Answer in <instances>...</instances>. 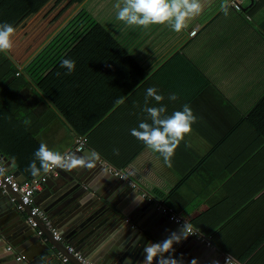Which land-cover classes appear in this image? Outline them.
Segmentation results:
<instances>
[{
  "label": "crops",
  "instance_id": "1",
  "mask_svg": "<svg viewBox=\"0 0 264 264\" xmlns=\"http://www.w3.org/2000/svg\"><path fill=\"white\" fill-rule=\"evenodd\" d=\"M231 1L202 0L204 11L186 27L188 34L198 31L181 49L203 72L207 85L193 97L182 95L179 104L166 103L167 112L187 104L197 117L174 156L165 160L131 135L141 122L151 123L143 109L125 113L114 106L93 127L99 126L93 139L100 148L99 161L87 148L75 151L76 139L83 135L24 72L81 0H0V23L16 29L12 52L0 53V153L18 169L8 170L11 165L3 158L0 162L23 182L34 177L28 167L41 143L70 153L67 166L47 176L35 201L61 233L59 242L74 247L85 260L116 264L132 251L128 262L143 264L147 243L162 242L180 229L160 208L167 206L211 241L190 235L175 244L169 255L182 264L192 259L226 264L228 255L236 264H264V137L246 119L264 95V0H247L242 10ZM204 51L209 53L205 60ZM167 112L162 115L170 116ZM5 149L13 153L6 155ZM57 192L60 200L53 205ZM136 196L143 201L136 202ZM41 241L48 238L42 234ZM8 247L2 249L0 264H76L70 259L64 263L62 251L47 257L42 245L43 254L36 246L37 258L26 253L31 259L19 261L16 254H7Z\"/></svg>",
  "mask_w": 264,
  "mask_h": 264
},
{
  "label": "trees",
  "instance_id": "2",
  "mask_svg": "<svg viewBox=\"0 0 264 264\" xmlns=\"http://www.w3.org/2000/svg\"><path fill=\"white\" fill-rule=\"evenodd\" d=\"M116 2L81 0L24 70L30 83L76 133L87 135L86 146L98 154L100 148L93 139L99 126L93 127L112 107L125 113L144 109L149 87L164 96L163 105L173 93L179 104L182 95L193 97L207 85L203 72L181 49L189 39L187 28L177 33L168 25L127 27L116 19ZM64 59L75 61L71 74L60 67ZM151 104L160 106L149 98ZM246 119L264 137V95Z\"/></svg>",
  "mask_w": 264,
  "mask_h": 264
},
{
  "label": "clouds",
  "instance_id": "3",
  "mask_svg": "<svg viewBox=\"0 0 264 264\" xmlns=\"http://www.w3.org/2000/svg\"><path fill=\"white\" fill-rule=\"evenodd\" d=\"M116 19L123 22L127 27L148 29L154 25H168L171 30L179 33L184 30L188 23L204 11L202 0H117L114 5ZM16 29L9 23H0V53L9 54L14 47L13 37ZM67 69L65 74L75 71V61L64 59L60 65ZM149 98H152L160 106H148ZM169 100L178 99L176 94H170ZM164 96L158 94V89L149 87L145 95L144 112L148 114L151 123L141 122L138 128L131 130V135L143 142L146 148L159 153L165 160L171 159L181 142L193 132V125L197 122L192 108L185 104L182 110L173 112L170 116L162 114L167 112L166 105L161 102ZM116 154L119 153L115 149ZM69 157L62 154L45 143H41L34 152V159L30 162L28 170L34 177L40 176L41 172L48 173L55 168H64L68 164ZM39 162V167L37 166ZM136 202H142L136 196ZM193 232L192 225L185 221L178 231H173L162 242H149L144 246L143 264H182L174 255V245L186 240ZM226 258V257H225ZM232 257L226 259L229 264ZM190 264H199L197 259H192ZM218 264V262H217Z\"/></svg>",
  "mask_w": 264,
  "mask_h": 264
},
{
  "label": "water",
  "instance_id": "4",
  "mask_svg": "<svg viewBox=\"0 0 264 264\" xmlns=\"http://www.w3.org/2000/svg\"><path fill=\"white\" fill-rule=\"evenodd\" d=\"M86 152L90 155H92L93 158H100V155L98 153L93 154L91 152V149L87 147ZM3 158L4 164L11 165L8 170H11V168L18 169V166L16 163L10 162L8 156H4V154L0 153V159ZM97 164L99 165L100 162L97 160ZM6 166L3 165V169L5 170ZM109 169V168H105ZM61 172V171H58ZM52 175V174H51ZM76 176V173L72 176V178ZM79 180H83V178L80 174H77ZM66 184V182H65ZM92 187L91 185H89ZM60 194L56 193L53 196L54 198L51 200L53 205H56L58 200H60ZM15 198V200H13ZM20 202V196L11 189H6V191L0 190V256L4 255V251L2 249H7V245L13 247L12 250H7V254H16L15 257L17 258V253H19L25 256L26 260L31 259L30 257H38L37 253H33V249L39 248V250L45 251V254L49 258H55L54 253L56 251H62L70 260L75 262L76 264H83L82 262L77 263L76 258L73 253L68 252L66 245L62 244L58 240H56L52 234V232L42 223H39L38 230L43 232V235H45L48 238V242L42 244L41 236L37 233V229H34L26 222L25 217L30 213V208L25 207L24 210H19L16 206L17 203ZM65 238V236H64ZM10 240V241H9ZM9 243V244H8ZM43 246V249L41 247ZM40 251V252H41ZM26 253L29 254V256L26 255ZM132 253V251H127V253H123L124 258L122 261L117 262L116 264H132L130 261L128 262V257ZM31 254V255H30ZM43 254V251L41 252ZM132 255V254H131ZM130 255V256H131ZM119 256V254H118ZM120 257V256H119ZM75 258V259H74ZM39 261V259H38ZM43 261V258H42ZM112 263L115 264L114 260H112Z\"/></svg>",
  "mask_w": 264,
  "mask_h": 264
},
{
  "label": "built area",
  "instance_id": "5",
  "mask_svg": "<svg viewBox=\"0 0 264 264\" xmlns=\"http://www.w3.org/2000/svg\"><path fill=\"white\" fill-rule=\"evenodd\" d=\"M247 0H232L231 5L236 9V10H242L244 2ZM198 31V28L192 29L189 32V37H193ZM86 137L85 136H80L76 139V145H75V151L81 152L84 151L86 147ZM93 154H96L94 150H91ZM67 156L70 158V153H67ZM100 158H98L99 160ZM102 161V160H100ZM55 169L48 173H44L43 175L39 177H33L29 178L23 182H20L16 180L12 174L7 173L3 169V165L0 162V190L6 191V189H11L14 193L18 194L20 196V202L16 204L17 208L19 210H24L25 207L30 208V213L25 217L26 222L34 229H37V233L42 236L43 232L38 230V225L39 223L44 224L47 228L50 229L52 232L54 238L58 241L62 240L63 237L61 233L54 227L52 226L51 220L49 217L45 214V212L42 210V208L36 203L35 201V194L38 190L42 188L43 182L46 181L47 176L53 173ZM114 173L119 176H123L120 174V172L113 168ZM15 200V198H13ZM163 213L169 214L171 220H173L179 227L186 221L183 217L180 215L176 214L173 209L167 207V206H161L160 207ZM193 232L196 235H191L196 237L198 240L206 243V244H211L210 238L197 230L195 227H193ZM68 252L74 253V255L83 263V264H95L94 262L85 260L82 258V256L78 253L75 252L74 247L72 246H66ZM13 247L9 246L8 250H12ZM59 257L61 260H63L64 263H69V258L65 256L63 253L59 254ZM229 257L226 256L225 260ZM17 260L23 261L25 260V256L22 254H18ZM235 260L231 259L229 263L231 264H236L234 262Z\"/></svg>",
  "mask_w": 264,
  "mask_h": 264
},
{
  "label": "rangeland",
  "instance_id": "6",
  "mask_svg": "<svg viewBox=\"0 0 264 264\" xmlns=\"http://www.w3.org/2000/svg\"><path fill=\"white\" fill-rule=\"evenodd\" d=\"M208 54H209L208 52L204 51V52H203L202 59L205 60V58H206V56H207Z\"/></svg>",
  "mask_w": 264,
  "mask_h": 264
}]
</instances>
